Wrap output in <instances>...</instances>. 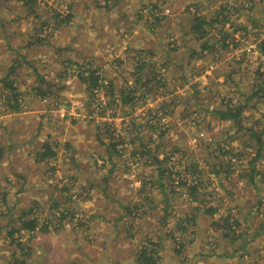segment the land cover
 Returning <instances> with one entry per match:
<instances>
[{"label": "rangeland", "instance_id": "374dc122", "mask_svg": "<svg viewBox=\"0 0 264 264\" xmlns=\"http://www.w3.org/2000/svg\"><path fill=\"white\" fill-rule=\"evenodd\" d=\"M195 16L219 23L199 39ZM222 34L239 45L217 46ZM261 40L264 0H0V264H135L148 241L165 246L160 264H264V99L249 98ZM81 68L99 74L93 89ZM238 104L240 126L217 113ZM158 145L161 183L138 154ZM34 218L44 230L29 239Z\"/></svg>", "mask_w": 264, "mask_h": 264}, {"label": "trees", "instance_id": "16d2710c", "mask_svg": "<svg viewBox=\"0 0 264 264\" xmlns=\"http://www.w3.org/2000/svg\"><path fill=\"white\" fill-rule=\"evenodd\" d=\"M225 18V16L222 18V19H224ZM159 20H160V18H158V19H156L155 21H154V23H157V22H159ZM214 23H219V17H215V19L214 20H209L208 22L205 20V18L204 17H201V16H195V17H193V19H192V21H191V23H190V33H193L194 35H196L197 36V38H199V39H202L205 35H207V33L208 32H210L211 30H208L207 29V27H214L213 25H214ZM61 23H58V25H60ZM220 33H222V30H220ZM222 37L223 38H221L220 37V39H219V41H220V44H218L217 46H220L222 49H225V48H228L229 46H230V44L229 43H226L225 41H226V39L224 38V34H222ZM231 41H232V45L233 46H231V48H228V49H233L235 46H238L239 44H238V42H235L232 38H231ZM239 41V40H238ZM241 41V40H240ZM209 42H210V39H207V40H205V42H202V46L203 47H206L207 49L208 48H211L212 46H210V45H212L213 43H210L209 44ZM216 42V41H215ZM257 46H260L259 47V49H260V51H262L263 53H264V40H261V42H259L258 43V45ZM219 47V48H220ZM172 50V49H171ZM246 51H248L249 53L250 52H252L253 51V49L251 48V49H248V50H246ZM145 53V52H144ZM247 56H248V54L247 53H245ZM244 56V55H243ZM142 65V64H141ZM140 65V66H141ZM77 69H78V67H77ZM140 69V68H139ZM90 69H88V68H81L80 70H78V76L80 77V79L82 80V83H84V82H86L87 81V83H92V85L91 84H89L88 85V89H93V84H94V82H95V84H97L98 83V79H99V74H97L95 77H94V75H92L90 72ZM88 73V74H87ZM90 73V74H89ZM87 74V75H86ZM261 74L262 73H259V74H257V72H256V80L258 81V82H256L254 85H253V92L250 94V96H249V98H252V97H257V96H259L260 95V97H258V98H263L264 99V80H263V78L261 79ZM9 77V76H8ZM10 81V83L8 84V86L11 88V89H14V90H16V87L14 86V83H15V78L14 79H10L9 80ZM89 81V82H88ZM93 86V87H92ZM99 86V85H98ZM111 88H112V86H111ZM110 88V89H111ZM143 88V87H142ZM35 90H37V93L41 96V97H44V96H46V91L44 90V89H42L41 88V86H37L36 88H35ZM112 90H113V88H112ZM146 90H147V88H146ZM145 89H142V91L143 92H145L146 91ZM135 90H131V89H128V90H120L118 93H119V95H120V97H121V100H122V102H124V103H126L127 101H130L132 98L131 97H133L132 95L134 94L133 92H134ZM127 92V93H126ZM19 94H17V93H13V98H15V97H17ZM17 98H15L14 99V101H15V104H10V101H8L7 102V105L8 106H10V107H13V108H15V109H17L18 108V104H17V100H16ZM228 108L227 109H225V111L224 112H222V111H218L217 113L221 116V118L222 119H224V120H232V121H234V123L236 124V125H238V126H240V120H241V113H242V111H243V109L245 108V105L243 106V105H240V104H238V106L236 105L235 107H233V108H231V106L230 105H228L227 106ZM159 109H163V107H159ZM162 111V110H161ZM108 134V133H107ZM111 134H113V133H111ZM119 134H114V136H115V138H116V136H118ZM259 137V136H258ZM114 137H112V139H115ZM118 139V141H123V137H118L117 138ZM116 139V140H117ZM132 141L133 140H130V143H132ZM156 140H154V142H155ZM113 143V144H112ZM103 145H104V143H102ZM111 145H112V147H114V142H111ZM45 147L47 148L48 146H46L45 145ZM143 149L142 150H140L139 152H138V154H141V156H147L148 157V159H151L152 161H154L153 163L154 164H156L155 165V167L158 169L157 171H158V176H157V182L158 183H161L162 182V178H161V171H164V172H166L168 175L169 174H172L171 173V171L168 169V167L167 166H164V164L166 163V161H168L167 160V157L166 156H162L161 157V155H159V152H160V145H158L157 146V148H156V152L155 151H152L150 148H148V147H142ZM1 151V150H0ZM135 153H137V152H135ZM0 155H2V154H0ZM38 156H40V157H44V155H41L40 153L39 154H37ZM256 155H258V154H256ZM50 156H54V153L53 152H49L47 155H46V157H50ZM258 158V156H255L254 157V159L256 160ZM255 160H253V161H255ZM195 168H196V165L194 166ZM163 168H164V170H163ZM228 173H229V171H228ZM176 177H174L173 175H172V181L173 182H176L177 183V185H183V186H187V188L190 190V192H191V195L193 196V197H195L196 195H197V189H198V183H196V184H194V185H191L190 186V184H188V181L186 180V179H180V177H179V175L178 174H176L175 175ZM263 178H264V176H263ZM250 179H253L252 177L250 178ZM187 182V184H186V182ZM251 181H253V180H251ZM159 186L160 187H162V188H164V185L163 184H159ZM1 195H2V198L0 199V200H2V202L4 203V200H5V196H6V191L4 190L2 193H1ZM201 203H203V202H201ZM260 204V201H258V205ZM257 205V206H258ZM198 209V208H197ZM213 213L214 212V210H208V211H206V213ZM197 214H195L194 215V217H190V219L189 218H186L185 219V224H183L182 225V229H186V228H188V225L189 224H191V223H195L196 222V219H197V216H196ZM228 220H229V218H227L226 219V221H225V225L223 226V229H222V231L225 233V231H226V229H229V230H232V228H231V226L233 225V226H235V227H237V225H238V222L236 221V220H233L231 223L230 222H228ZM22 227H23V229L24 230H26L28 233H29V235H30V238L29 239H31V238H33L34 237V233L35 234H38L39 233V231H43L44 230V228H43V225H41V228H40V222L36 219V218H34V219H32V220H23L22 222ZM11 224V221H9L7 224H6V226H9ZM231 225V226H230ZM259 231V228H258V230L256 231V233ZM15 232V230L14 229H11L10 230V232H9V235L10 236H12L13 235V233ZM17 232H19V230L17 231ZM255 235L256 234H254V236H253V238L252 239H254V237H255ZM223 237L224 238H226V239H228V235L227 234H223ZM160 239V241H162L163 239L162 238H159ZM239 239V236L237 237V238H231V239H229V242L230 243H232V244H234L235 245V243H236V241ZM149 243L148 244H146V245H144V246H142L141 248H140V250L137 252V253H135V255H134V258H135V264H160L159 263V250L158 249H154V246H153V244H155L154 242H152V241H148ZM12 243L19 249V251L21 252V253H27V252H29L30 251V249L28 248L26 251H24V248H26V246L22 243V241H20L18 238H14L13 240H12ZM247 243H249V241L248 240H245L242 244H241V246H239L238 248L236 247V248H233V249H231V251L230 252H227V253H225V252H222L221 253V255L220 256H222V257H231V256H234L236 253H237V251H239V250H242V249H244V247H246V245H247ZM148 245H152L153 247H149ZM156 246H158V247H160V249H163V247L165 248V246H161L162 244H160L159 242L157 243V244H155ZM10 246H11V244H10ZM182 246L183 245H180V247L177 249V250H175V252H176V254H180L181 253V251H182ZM28 254V253H27ZM26 254V255H27ZM228 254H230V255H228ZM12 255L14 256L13 257V261L11 262V264H24V260H18L17 259V257H16V254H15V252H13L12 253ZM168 261V260H167ZM115 264H119V263H115ZM161 264H169L168 262H166V259H164L163 260V262L161 263Z\"/></svg>", "mask_w": 264, "mask_h": 264}, {"label": "crops", "instance_id": "0c3cea01", "mask_svg": "<svg viewBox=\"0 0 264 264\" xmlns=\"http://www.w3.org/2000/svg\"><path fill=\"white\" fill-rule=\"evenodd\" d=\"M166 52H168V51H166ZM5 136L8 137L9 139H11V137L13 136V132L12 133L11 132H6ZM0 154H2L1 151H0ZM2 156H4V155H0V161H1V159L2 160L4 159V157H2Z\"/></svg>", "mask_w": 264, "mask_h": 264}]
</instances>
